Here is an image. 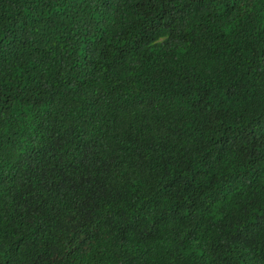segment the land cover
<instances>
[{"label": "trees", "instance_id": "trees-1", "mask_svg": "<svg viewBox=\"0 0 264 264\" xmlns=\"http://www.w3.org/2000/svg\"><path fill=\"white\" fill-rule=\"evenodd\" d=\"M0 264H264V0H0Z\"/></svg>", "mask_w": 264, "mask_h": 264}]
</instances>
